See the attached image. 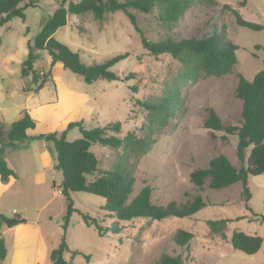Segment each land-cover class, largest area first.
Returning <instances> with one entry per match:
<instances>
[{
	"label": "rangeland",
	"instance_id": "374dc122",
	"mask_svg": "<svg viewBox=\"0 0 264 264\" xmlns=\"http://www.w3.org/2000/svg\"><path fill=\"white\" fill-rule=\"evenodd\" d=\"M60 1L21 0L24 19L13 17L0 26V121L9 125L26 109L37 123L35 129L29 131L32 136L48 132L59 136L70 121L79 120H83L85 128L120 122L117 136L123 137L129 131L145 136L148 112L142 103L160 98L171 87L182 65L169 54L155 56L144 49L138 32L120 10L107 13L102 21L96 20L91 12L68 13L66 24L54 33L57 40L78 52L87 64L127 53L110 68L120 80L98 79L86 83L61 62L51 63L46 50L39 51V58L33 64L37 81L33 82L32 71L27 76L21 75V63L28 52L27 42L33 41ZM70 1L78 0H65L64 6ZM242 1L190 0L181 17L172 23L161 20L156 6L149 12L130 9L137 27L151 41L166 37L200 38L217 31L239 45L231 73L218 77L201 74L179 87L178 109L167 124L152 135L154 142L150 149L135 163L131 197L148 185L156 203L166 204L171 200L183 203L200 193L206 206L192 217L119 221L120 230L117 233L109 230L104 236L93 226H87L80 213L73 212L65 234L70 252H65L64 258L69 264H154L162 254L180 255L182 264H264V222L253 219L246 208L240 182L217 190L209 188L206 179L200 191L189 181L193 169L207 167L209 160L218 154L227 156L233 165H240L236 156L237 136L205 128L203 121L205 108L209 106L224 125L239 124L242 101L234 93L238 74L251 80L264 66V29L254 31L237 25L231 11L236 9L244 19L264 24V0H244L245 5ZM257 44L260 49H255ZM43 79L47 81L35 91ZM79 137L76 127L67 130L68 141ZM3 140H6L5 135ZM52 146L44 139H31L5 150V159L17 176L13 184L5 185L0 181V215L12 217L17 213L32 217L42 201V194L46 197L51 191L55 192L57 196L48 205V209H52V220L41 221V233L48 245L56 247L62 236L66 203L59 188L62 174L50 166L56 162ZM90 150L96 155L100 170L112 168L121 151L99 143L92 144ZM45 161L49 162L48 166L43 164ZM39 171L44 172L41 185L34 182V174ZM97 174L87 175V179L92 180ZM247 186L251 193L248 206L264 216V173L249 175ZM71 196L74 208L87 213L99 224L108 226L115 220L106 216L103 197L83 191L72 192ZM59 211L61 216L56 214ZM237 217L241 218L235 219ZM222 218L232 221L226 222L221 233L213 231L208 220ZM20 224L17 229L2 226L6 249H11L13 235L19 236L25 229H31V223ZM178 229L193 233L186 247L174 241ZM235 230L261 236V249L246 254L233 248L229 238ZM72 250L79 253L72 255ZM8 261L9 255L2 263Z\"/></svg>",
	"mask_w": 264,
	"mask_h": 264
},
{
	"label": "trees",
	"instance_id": "16d2710c",
	"mask_svg": "<svg viewBox=\"0 0 264 264\" xmlns=\"http://www.w3.org/2000/svg\"><path fill=\"white\" fill-rule=\"evenodd\" d=\"M61 0L58 7L44 21L41 29L34 36L33 41L27 42L28 52L21 63V75L27 76L32 71L33 82L37 81V74L33 71V64L39 58V51L46 50L51 58V63L61 62L64 68L82 77L86 83H92L98 79L107 81L120 80L119 75L110 68L127 56V53L116 54L107 58L104 62L87 64L81 60L80 54L72 50L65 43L54 37L55 31L66 24L67 15L83 14L91 12L94 18L102 21L109 12L120 10L124 12L138 32L141 45L151 55L169 54L177 59L182 70L173 80V84L165 93L155 100L143 102L142 105L148 112V124L145 136L140 137L134 131L127 132L123 137L116 134L120 131V122L107 123L103 126L85 128L83 120L70 121L59 136L55 132L28 135L27 131L35 129L36 120L28 110L24 109L21 115L13 120L6 129L0 121V180L7 182L17 174L4 158L6 148H15L18 143L31 139H44L53 144L56 162L54 168L62 174L60 193L65 199L66 210L62 216V236L56 247L51 249L49 259L51 264H69L64 258L65 252H70L66 243L65 234L70 217L73 212H78L87 226H93L100 236H104L110 230L117 233L120 230L119 221H128L134 218H147L161 221L169 217H192L206 206L200 193L192 196L183 203L169 201L166 204L156 203L151 198V188L144 185L133 197L131 193L134 185V168L138 159L144 155L154 142L152 135L160 131L173 116L177 107L179 87L190 79L199 75L223 76L231 73L237 61L235 51L239 45L214 31L212 34L200 38L166 37L158 41L147 39L142 30L137 27L135 16L130 9L149 12L155 6L159 8L160 18L166 23L176 22L189 6L190 0H78L70 1L64 6ZM21 0H0V26L13 17L24 19V6H20ZM244 0L241 2L244 4ZM31 5V4H29ZM235 16V22L241 27L259 31L264 29V24L244 19L236 9H231ZM260 49V45H255ZM256 57V54H253ZM47 79H43L36 86L35 91L40 90ZM235 95L242 101L241 121L236 125H224L212 107L205 108L203 126L205 128L224 131L237 136L236 156L240 161L239 166L233 165L227 156L218 154L212 157L207 167L193 169L189 174V181L202 190L206 179L211 189H223L240 182L241 198L250 211L253 219L264 222V216L253 212L248 206L251 198L247 186L249 175L264 173V66L258 70L251 80L238 74L234 88ZM76 127L80 137L72 141L66 139L67 130ZM3 135L6 140H3ZM224 137V136H223ZM99 143L114 149H121L116 155L112 168L100 170L98 160L90 147ZM248 153H246V151ZM98 173L92 180L87 175ZM83 191L101 196L105 199L103 209L106 216L115 219L111 225L103 226L87 213H81L74 208L72 192ZM237 217L235 219H240ZM232 219L208 220L209 227L221 233L226 222ZM26 219L18 214L12 217L0 215V260L6 256V246L1 228L3 225L12 227L25 223ZM193 238V233L185 229H178L174 234V241L179 246H187ZM262 237L247 234L241 230L232 232L229 242L235 249L246 254L256 253L262 245ZM72 255L78 254L72 250ZM180 255L162 254L154 264H182Z\"/></svg>",
	"mask_w": 264,
	"mask_h": 264
},
{
	"label": "crops",
	"instance_id": "0c3cea01",
	"mask_svg": "<svg viewBox=\"0 0 264 264\" xmlns=\"http://www.w3.org/2000/svg\"><path fill=\"white\" fill-rule=\"evenodd\" d=\"M5 126H8V125L5 124ZM29 131L30 130L27 131V134L31 135L29 133ZM6 149H9V148H6ZM4 158H5V156H4ZM5 161L7 162V164L10 167H12L6 159H5ZM43 164L45 166L46 165L48 166L49 162L45 161V162H43ZM50 166H53V168H54V164L50 165ZM15 179H16V177L11 176L7 182H2L1 180L0 181L2 183H4L5 185H9V184L16 183ZM34 182L36 184H39V185L44 183V172L43 171H39V172H36L34 174ZM54 185H55V182L53 181L52 186H54ZM56 196L57 195L55 194V192L52 193V191L46 197H44L42 194V201H41L40 205L35 208L36 213H33L32 217H23L26 219L25 224L31 223V224H29L31 226V229L30 230L25 229V232H23L19 236L13 235V238H12L13 242L11 245V249L10 250H8V248L6 249L7 250L6 256L3 259V260H5L9 255V261L6 264H51V261L49 259V253H50L51 249L54 248V246L48 245L47 244L48 241H47L46 237H44L42 235V233H41V221L42 222H45V221L48 222V221L52 220V215H51L52 209L51 208L48 209V205L51 202V200ZM14 211H15V209H12V212H14ZM15 214H17V213H15ZM56 214H57V216L62 215V213L60 211ZM33 217H34V220H32ZM21 225L22 224H17V225H14L12 227H8V228L17 229ZM3 226H5V225H3ZM5 227H7V226H5ZM25 227H27V226H25ZM1 233L3 234L2 230H1ZM25 233H28V234L23 235ZM247 234H250V233H247ZM251 235H256V234H251ZM3 236H4V234H3ZM260 249H261V247H260ZM3 260H1V264H3L2 263Z\"/></svg>",
	"mask_w": 264,
	"mask_h": 264
}]
</instances>
